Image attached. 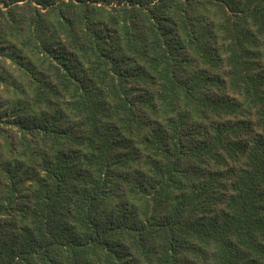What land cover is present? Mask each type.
Here are the masks:
<instances>
[{
    "label": "trees",
    "instance_id": "obj_1",
    "mask_svg": "<svg viewBox=\"0 0 264 264\" xmlns=\"http://www.w3.org/2000/svg\"><path fill=\"white\" fill-rule=\"evenodd\" d=\"M0 264H264V0H0Z\"/></svg>",
    "mask_w": 264,
    "mask_h": 264
}]
</instances>
